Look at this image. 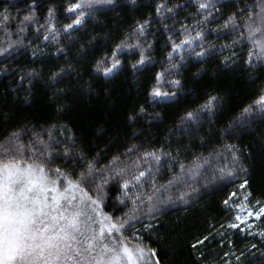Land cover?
Wrapping results in <instances>:
<instances>
[{"label":"trees","instance_id":"16d2710c","mask_svg":"<svg viewBox=\"0 0 264 264\" xmlns=\"http://www.w3.org/2000/svg\"><path fill=\"white\" fill-rule=\"evenodd\" d=\"M201 2L210 7L201 9ZM260 2L113 0L85 8L83 23L65 33L64 25L71 23L65 11L69 0H0V13L11 17L0 26V47L7 49L0 54V143L17 129L26 131L25 144L35 140L33 133L48 140L51 129L61 155L49 167L76 173L93 159L99 168L119 155L131 166L144 151L161 150L169 154L162 156V166L141 165L154 169L143 187L136 186L145 197L142 210L147 211L146 198L155 189H161L156 195L162 198L161 186L167 187L173 172H181V163L185 175L163 193L173 202L134 221L135 228L127 229L129 239L135 233L155 248L160 264H264V239L222 231L233 215L225 200L241 194L251 205L264 202V112L254 103L264 91V67L260 61L244 63L252 45L242 36L249 10L259 11ZM157 4L162 5L159 13ZM29 5L35 8L34 22H25L21 31ZM49 7L55 13L46 19ZM230 15L237 19L225 26ZM48 23L54 32L48 31ZM196 31L203 33L201 39L168 56L172 43ZM121 42L139 47L120 50L121 63L110 75L97 71L96 61L111 57ZM140 47L148 59L134 69ZM201 49L204 53L197 56ZM156 72L162 74L158 85ZM53 73L59 75L53 78ZM173 79L180 81L176 88ZM154 86L174 95L155 100L149 95ZM209 97L215 98L211 110L203 108ZM187 112L197 119L187 121ZM225 144L236 146L240 163L232 177L222 180L217 169L225 165ZM65 148L71 152L67 158ZM196 163L199 172L189 178L187 169ZM227 164L233 167L230 158ZM187 185L196 191L180 203L176 197ZM116 194L110 191L105 198V211L111 213L113 205L127 211L114 199ZM257 227L264 230V220Z\"/></svg>","mask_w":264,"mask_h":264},{"label":"snow or ice","instance_id":"6c2138e0","mask_svg":"<svg viewBox=\"0 0 264 264\" xmlns=\"http://www.w3.org/2000/svg\"><path fill=\"white\" fill-rule=\"evenodd\" d=\"M112 3L113 0H76V2L69 0L65 11L70 14L71 23L64 25V32L70 33L73 28L83 23L85 8L91 9L94 4ZM156 7L159 13L162 5L157 4ZM199 7L207 9L210 5L201 2ZM256 7L259 11L249 10L243 24L242 36L252 45L248 49V59L244 63L251 65L255 60L260 61L261 67H264V0H261ZM54 13L55 9L49 7L46 19L53 17ZM0 17H2L0 26L5 25V22L11 18L7 11L0 13ZM34 18L35 8L29 5L27 14L20 20V30L23 31L25 22H34ZM236 19L237 17L230 15L225 26L229 23L234 24ZM144 23L147 24L148 21ZM137 27L139 34L143 35V26ZM48 31L54 32L51 23H48ZM202 36L201 31H196L195 36L185 35L179 44L172 43L173 51L169 52L168 56L172 57L173 53L184 45L191 46L194 40L201 39ZM133 47L139 45L125 42L117 44L112 50L111 57L96 61V70L105 76L110 75L121 63L118 58L120 50ZM6 51L7 49L0 47V54ZM204 51L201 49L196 55H202ZM147 59L144 48L140 47L139 59L133 68L143 65ZM224 59L225 62L228 61V57ZM172 67L174 68L175 65ZM58 75L59 73H53V78ZM155 76L158 85L162 74L156 72ZM170 83L176 88L180 81L173 79ZM149 95L155 100L166 101L174 93L154 86ZM214 100V97H209L203 108L211 110ZM254 103L264 112V91ZM251 110L246 108L245 112ZM185 119L194 122L197 115L187 112ZM26 134L24 129H17L9 133L4 138V142L0 143V264H160L159 253L155 248L144 243L135 233L133 239H129L126 233L127 229L135 228L133 222L141 216L158 212L160 206L173 202L171 196L163 193H167L174 182L181 181L185 175L183 163L179 164L181 172L179 174L173 172L167 187L161 186L162 198L156 195L161 189H155L153 185L155 190L146 198L145 212L141 208L145 205V197L137 191L136 186L143 187L144 180L154 169L142 168L141 165L154 163L162 166L164 163L162 156L169 154L155 149L151 152L144 151L131 166L126 159L121 160L119 155H114L107 165L99 168L97 167L99 161L93 159L88 161L86 166L82 165L81 170L76 173L71 170L65 171L62 167H49L61 155L52 142L51 129L48 140H44L39 133H33L35 140L25 144L23 136ZM222 147L233 165L231 168L228 167L226 158L225 165L217 169L220 179L223 180L234 175L235 166L240 163V155L234 144H225ZM127 151L129 153L135 151V146ZM70 154V149L65 148L64 157L67 158ZM209 156H212V153H209ZM208 162L207 159L204 160V163ZM200 167L199 163L194 164L187 169L186 175L189 178L197 176ZM169 170L172 171V168L170 167ZM241 170L243 171L242 168ZM213 178L215 179V175ZM152 179L155 177L153 176ZM245 184H247L246 180L240 187L244 188ZM90 188L95 195L89 191ZM187 189L176 197L180 203H187L186 197L189 191H196L191 185H187ZM110 191L117 193L114 199L119 205L127 208V211H121L116 205H113L111 213L104 210L107 207L105 198ZM223 203L226 208L229 207V200ZM242 204L235 205L240 212L235 215L234 221L246 222L249 216L256 220H264V202L256 201V207H247L246 204L242 207ZM117 212L120 214L117 215ZM228 227L244 231L236 222H229ZM247 228L251 230L252 223H247ZM248 234L259 235L264 239V230L249 231ZM202 242L196 241L197 244Z\"/></svg>","mask_w":264,"mask_h":264},{"label":"rangeland","instance_id":"374dc122","mask_svg":"<svg viewBox=\"0 0 264 264\" xmlns=\"http://www.w3.org/2000/svg\"><path fill=\"white\" fill-rule=\"evenodd\" d=\"M229 202H230L229 203V208L232 209V211H233V215H232V218H231L230 222H236L238 224L239 228H243L244 231H240L238 229L229 228L228 224L224 227V229L222 231H230V230L237 231L240 234L246 235V236H250L248 234L249 231H253V232H259L260 231L258 229V227H257L258 220H256L254 217L249 216L247 218L246 222L234 221L235 215H237L240 212V209H237L235 207V205L242 204V202H243V204H246L247 207H256V205L249 204L248 201L245 200V196L241 195V194H234L231 197V200ZM243 204H242V207H243ZM245 214H246V212H245ZM247 223H252V229L251 230L247 228ZM257 236H259V235H257Z\"/></svg>","mask_w":264,"mask_h":264}]
</instances>
